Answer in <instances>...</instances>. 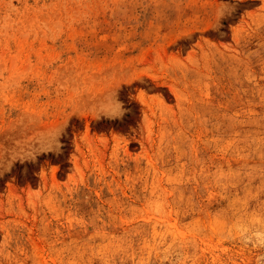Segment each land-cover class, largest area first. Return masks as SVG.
Masks as SVG:
<instances>
[{"label":"rangeland","instance_id":"obj_1","mask_svg":"<svg viewBox=\"0 0 264 264\" xmlns=\"http://www.w3.org/2000/svg\"><path fill=\"white\" fill-rule=\"evenodd\" d=\"M0 264H264V0H0Z\"/></svg>","mask_w":264,"mask_h":264}]
</instances>
